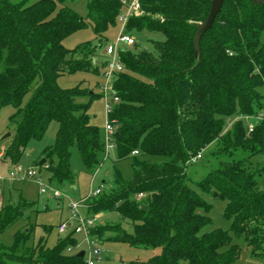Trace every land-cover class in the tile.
I'll list each match as a JSON object with an SVG mask.
<instances>
[{
  "label": "trees",
  "instance_id": "trees-1",
  "mask_svg": "<svg viewBox=\"0 0 264 264\" xmlns=\"http://www.w3.org/2000/svg\"><path fill=\"white\" fill-rule=\"evenodd\" d=\"M58 2L0 0V108H14L9 117L14 132L2 157L12 163L30 140L41 139L49 123L57 122L54 142L42 148L37 165L48 172L49 184L62 186L75 181L71 148L77 149L84 170L94 174L105 135L88 113L101 93L80 84L63 88L57 80L104 69L97 52L107 43L106 31L118 24L121 5L120 0H88L83 17ZM140 2L145 14L131 17L125 30L159 31L164 39L153 42V52L138 47L120 52L124 69L113 79L119 100L107 116L115 126L111 137L117 158L132 157V175L124 179L114 168L111 184L87 203L91 214L118 212L129 222L133 238L123 236L121 224L98 223L89 233L160 249L139 264H232L240 248L229 230L243 237L252 255L264 257V182L259 186L264 166L254 168L251 160L264 153V5L223 0L212 26L200 37L198 61L195 22L207 17L211 0ZM87 25L97 45L91 40L73 48L63 45ZM83 95H88L85 103L78 100ZM245 116H261L250 133ZM229 119L232 124L224 131ZM215 142L210 155L218 164L195 182L196 191L186 181L187 161ZM213 192L226 200L229 230H202L211 222L203 193ZM34 205L20 197L0 207V233ZM32 232L28 224L15 232L12 244L0 242V264H85L79 251H66L76 246L74 235L60 236L49 247L43 237L30 243Z\"/></svg>",
  "mask_w": 264,
  "mask_h": 264
},
{
  "label": "rangeland",
  "instance_id": "rangeland-1",
  "mask_svg": "<svg viewBox=\"0 0 264 264\" xmlns=\"http://www.w3.org/2000/svg\"><path fill=\"white\" fill-rule=\"evenodd\" d=\"M13 2L32 3L36 0H12ZM87 1L88 0H63V4H66L75 12L85 17L87 13ZM57 3L59 4L58 0ZM154 18L162 19L161 15H153ZM119 25L110 27L105 36L108 43H114L119 33ZM135 39V45H131L126 48L138 47L139 49H145L153 52V42L156 40H163L164 35L159 31H150L148 29H142L140 31L131 32ZM91 40L94 45H97V39L90 25L77 30L67 36L63 40V45L66 48H73L82 41ZM261 41H264V31L261 34ZM97 56L100 61L104 62V50L103 47L97 52ZM102 69L99 72H86L77 71L72 74L61 75L57 82L59 86L63 88L73 87L80 84V87L89 89L94 93H101L100 83L104 82V76ZM80 102H87L88 95H83L78 98ZM14 112V108L11 105H6L0 108V152L2 155L6 151L10 144L12 134L14 132V125L9 123V117ZM88 113L91 117V122L98 125L104 134V125L107 121V111L102 96L95 97L88 108ZM247 125V120H243ZM252 121H258L253 119ZM232 124V121H226V131ZM57 131V122L51 121L39 140H30L25 151L16 163H12L9 159H0V207L7 203H16L20 197H23L27 201L34 202L35 205L32 209L25 210V217L19 219L14 224L6 228L0 233V242L4 245H10L13 242L15 232L22 228L32 224L33 232L30 239L31 242H37L40 237L46 238L47 246H53L62 233L58 231V224L60 221L66 219L70 215L69 204L72 200L80 202L79 211L81 215L85 214L84 203H88L90 198H86L91 189L103 185L109 186L112 182V173L114 168L117 169L124 179H130L132 175V157L125 159H118L117 152L113 143L107 149V155L104 156V152L100 155V165L96 169L95 173H87L82 165L79 153L75 147L71 148L70 166L75 174L74 184L65 183L62 186H56L49 184L48 172L39 170L37 165L40 151L47 145H51L54 142L55 134ZM223 131V132H224ZM218 143L209 145L203 152L202 157L196 162H192L186 165V181L196 191H199L195 185V182L201 179L207 170L217 166V159L210 155V152L217 147ZM155 160L158 157H151ZM252 165L255 168L264 166V153H258L252 156ZM18 165L22 169H29L33 167L37 172L36 178H13L9 177V170ZM256 166V167H257ZM264 182V175L259 180V186ZM48 186L54 187L60 190L61 197L56 199L52 196L48 190ZM42 187L47 188L46 193H40ZM214 193V192H213ZM203 193V198L209 203L210 208L207 215L210 217L211 222L203 227V231H208L213 228H221L229 230L230 221L224 217V209L226 206V200L214 194ZM86 198V199H85ZM98 215V223L101 225H114L121 224L126 233L131 234V226L129 222L124 221L118 212L116 211H101L96 213ZM26 216L28 218L26 219ZM229 233L232 237V241L238 244L240 248L239 258L232 264H264V257L255 256L250 253L243 237L235 236L230 230ZM111 234H105L103 238L95 239L96 243L100 247L101 260L96 264H139V262H145L152 255L159 253V248H144L140 246L132 245L128 241L116 240L108 238ZM77 240L78 250L87 251L88 242L85 235L79 233L75 235Z\"/></svg>",
  "mask_w": 264,
  "mask_h": 264
},
{
  "label": "built area",
  "instance_id": "built-area-1",
  "mask_svg": "<svg viewBox=\"0 0 264 264\" xmlns=\"http://www.w3.org/2000/svg\"><path fill=\"white\" fill-rule=\"evenodd\" d=\"M120 11L117 16V21L119 27V33L115 39L114 43H106L103 50H104V56L106 57L104 60V69H103V76H104V82L100 83V91L101 96L104 99L107 116L108 113L112 110L115 103L118 102V96L115 94V90L113 88V79L115 75L121 71H123V63L120 61V52L124 50L126 47H129L133 44H135V39L132 36L131 33L127 32L125 30L126 24L128 20L131 17H139L145 14L144 9L141 6L140 0H120ZM259 117H252V116H245L243 117L244 120H247V133H250L253 131L255 124L257 121H252L253 119H260ZM115 129V126L110 122V120L107 117V121L104 125V141H105V156L107 155V149L109 146H111L112 141V133ZM114 145V144H113ZM134 154L137 153V151H133ZM201 152L198 153L196 156L191 158L187 161V164H190L192 162H196L201 157ZM3 155L0 153V159H2ZM9 177L11 179L13 178H36L38 172L33 168L29 169H22L20 166L15 165L9 170ZM1 179V176H0ZM103 189V185L98 186L94 189H91L89 195L95 196L99 194ZM48 190L51 192L52 196L56 199H60L61 192L59 189L48 186ZM47 188L42 187L40 189V193H46ZM138 198H142L143 194L139 193ZM85 198V199H86ZM80 202L76 200H72L69 204L70 207V215L68 218L62 220L59 222L57 228L59 233H62L63 235L72 234L76 235L79 233H83L85 235L86 241L88 242V249L87 251H84V259L85 264H96V262L101 260L100 256V247L99 244L96 243L97 238L92 237L90 235V229L98 224V215L97 214H91L86 212L84 215L80 214L79 207ZM85 209L87 208V204L84 203ZM67 252H76L80 251L78 250V246L76 244L75 247H67Z\"/></svg>",
  "mask_w": 264,
  "mask_h": 264
},
{
  "label": "water",
  "instance_id": "water-1",
  "mask_svg": "<svg viewBox=\"0 0 264 264\" xmlns=\"http://www.w3.org/2000/svg\"><path fill=\"white\" fill-rule=\"evenodd\" d=\"M250 1L252 3H254V4H262V5H264V1L263 0H250ZM222 2H223V0H211L210 9L208 11L207 17L203 21L195 22L196 31H195V34H194V37H193V45H194V51H195V54L197 56L198 61H199V56H200V46H199L200 37L202 36V34L207 29H209L212 26L217 13L220 11ZM43 163H44V159H41L39 161V164L41 165ZM213 194H214V196H217V192H214ZM140 208L145 210L146 209V205L141 204ZM123 236L125 238H128V239H132L133 238L132 234H129V233H126V232L123 233ZM77 255L81 256V257L84 256V251L80 250L77 253Z\"/></svg>",
  "mask_w": 264,
  "mask_h": 264
},
{
  "label": "crops",
  "instance_id": "crops-1",
  "mask_svg": "<svg viewBox=\"0 0 264 264\" xmlns=\"http://www.w3.org/2000/svg\"><path fill=\"white\" fill-rule=\"evenodd\" d=\"M1 153V152H0ZM3 160V159H2ZM87 212V208L85 209V213Z\"/></svg>",
  "mask_w": 264,
  "mask_h": 264
}]
</instances>
